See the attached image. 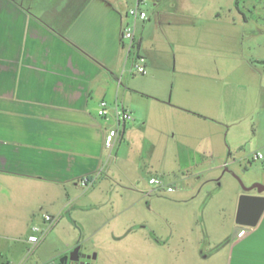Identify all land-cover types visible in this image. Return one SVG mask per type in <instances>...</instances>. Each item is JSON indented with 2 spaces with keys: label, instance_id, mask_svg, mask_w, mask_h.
Wrapping results in <instances>:
<instances>
[{
  "label": "rangeland",
  "instance_id": "rangeland-1",
  "mask_svg": "<svg viewBox=\"0 0 264 264\" xmlns=\"http://www.w3.org/2000/svg\"><path fill=\"white\" fill-rule=\"evenodd\" d=\"M143 8L146 73L130 60L129 79L160 74L177 114L163 129L130 121L114 179L79 187L80 200L64 211L0 180V264H221L213 253L246 180L264 185V0H146ZM152 175L163 188L148 183ZM45 214L53 222H42ZM35 225L40 239L31 245Z\"/></svg>",
  "mask_w": 264,
  "mask_h": 264
},
{
  "label": "crops",
  "instance_id": "crops-1",
  "mask_svg": "<svg viewBox=\"0 0 264 264\" xmlns=\"http://www.w3.org/2000/svg\"><path fill=\"white\" fill-rule=\"evenodd\" d=\"M127 6V0H0V180L59 201L64 211L80 200L79 187L94 191L114 179L115 148L134 129L130 121H116V106L129 109L131 121L141 127L159 121L163 129L177 114L181 104L164 100L160 74L133 84L129 79L121 40ZM145 33L146 26L136 24L134 41L142 55ZM102 100L107 116L97 114ZM110 127H117L118 135L107 148ZM246 181L249 193L264 195L254 180ZM236 207L237 202L229 233L213 256L219 254L221 264H264V211L255 226L233 236ZM112 217L115 241L121 237L115 235V204ZM202 258L210 256L202 252Z\"/></svg>",
  "mask_w": 264,
  "mask_h": 264
},
{
  "label": "built area",
  "instance_id": "built-area-1",
  "mask_svg": "<svg viewBox=\"0 0 264 264\" xmlns=\"http://www.w3.org/2000/svg\"><path fill=\"white\" fill-rule=\"evenodd\" d=\"M128 6L126 10V14L129 17V21L123 26L122 34H121V40L123 42V46H126L128 50V58L132 61V69L140 74L146 73V66H145V58L139 53L138 47L136 42L134 41V33H135V26L137 22H143L145 20H148V14L143 8L145 5V0H127ZM97 114L99 116H107L109 114V106L107 101L102 100L99 103ZM115 119L118 123H124L132 120V113L129 109L123 107V106H116L114 111ZM118 135V129L117 127H110L108 128L105 138H104V144L105 147L110 148L114 142V139ZM262 154L257 153L254 156V159H261ZM88 183L87 178H83L81 180L82 185H86ZM148 183L155 186V189L163 188L164 181L161 177H150L148 179ZM167 191H173L172 187H167ZM43 220L45 223H51L53 222V217L45 214L43 215ZM32 234L29 235L28 241L32 244H36L40 236H38L36 233L40 231V228L35 225L31 228ZM243 233H245V229L242 228L238 232V236H241ZM36 264H56L54 260H49L45 262H40Z\"/></svg>",
  "mask_w": 264,
  "mask_h": 264
},
{
  "label": "water",
  "instance_id": "water-1",
  "mask_svg": "<svg viewBox=\"0 0 264 264\" xmlns=\"http://www.w3.org/2000/svg\"><path fill=\"white\" fill-rule=\"evenodd\" d=\"M256 186L264 189L262 184L257 183ZM248 191L249 188H245V192L239 196L235 225L232 230L233 236H236L243 227L255 226L264 211V195L251 194ZM79 258L78 247H76L70 252V260L79 261Z\"/></svg>",
  "mask_w": 264,
  "mask_h": 264
},
{
  "label": "trees",
  "instance_id": "trees-1",
  "mask_svg": "<svg viewBox=\"0 0 264 264\" xmlns=\"http://www.w3.org/2000/svg\"><path fill=\"white\" fill-rule=\"evenodd\" d=\"M238 3V0H236V4ZM88 179V178H87ZM88 182H89V180H88Z\"/></svg>",
  "mask_w": 264,
  "mask_h": 264
}]
</instances>
